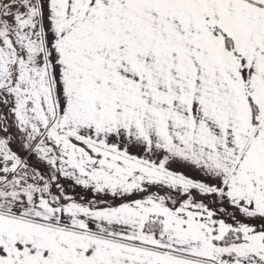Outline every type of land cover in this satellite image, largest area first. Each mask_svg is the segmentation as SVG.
<instances>
[{
    "label": "snow or ice",
    "instance_id": "1",
    "mask_svg": "<svg viewBox=\"0 0 264 264\" xmlns=\"http://www.w3.org/2000/svg\"><path fill=\"white\" fill-rule=\"evenodd\" d=\"M0 264H264V0H0Z\"/></svg>",
    "mask_w": 264,
    "mask_h": 264
}]
</instances>
